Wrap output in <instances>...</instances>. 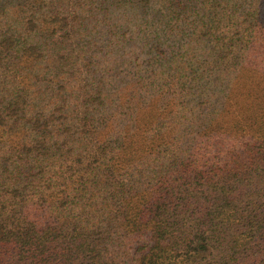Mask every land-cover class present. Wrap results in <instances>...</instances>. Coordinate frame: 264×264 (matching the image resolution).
I'll list each match as a JSON object with an SVG mask.
<instances>
[{"label":"trees","instance_id":"obj_1","mask_svg":"<svg viewBox=\"0 0 264 264\" xmlns=\"http://www.w3.org/2000/svg\"><path fill=\"white\" fill-rule=\"evenodd\" d=\"M4 1L0 264H264V0Z\"/></svg>","mask_w":264,"mask_h":264},{"label":"rangeland","instance_id":"obj_2","mask_svg":"<svg viewBox=\"0 0 264 264\" xmlns=\"http://www.w3.org/2000/svg\"><path fill=\"white\" fill-rule=\"evenodd\" d=\"M28 0L27 2L23 3V4H19L17 5V3H12V1L9 0H5L2 3V7L4 8V10H8L9 11V15L10 18H8L7 20L5 18L1 19L4 23L8 22L11 25H20V23L17 21V17H15V9L19 10L20 14H25V15H29L32 10L34 11V15L36 17H41V16H45L48 15L49 13H53L55 11H59V12H64L67 10H71L72 8H76L78 5V0L76 2V4H74V0L69 1V0ZM74 4V5H73ZM33 8V9H32ZM23 11L25 10V13H22L21 10ZM16 28H18V26H16ZM114 27H110L109 25H99L98 27H96V29L101 30V34H97L100 35V37H102V39L109 38L108 42L111 40H116L117 36L114 34L111 37L108 36V34L105 36L104 31L105 29H113ZM35 38H38V36H34ZM86 38V37H85ZM86 40H88V38H86ZM101 43V42H100ZM100 43H98V46L100 45ZM98 46H94L91 44H87V48H90L94 54V58L95 59H101V54H103V51H108L110 50L108 47H106L102 52H99V48H97ZM96 55V56H95ZM107 56V55H104Z\"/></svg>","mask_w":264,"mask_h":264}]
</instances>
